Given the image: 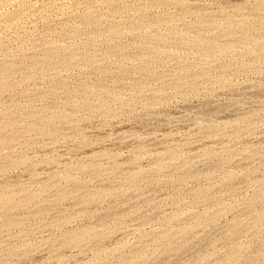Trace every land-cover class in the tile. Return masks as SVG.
Segmentation results:
<instances>
[{"label":"rangeland","instance_id":"obj_1","mask_svg":"<svg viewBox=\"0 0 264 264\" xmlns=\"http://www.w3.org/2000/svg\"><path fill=\"white\" fill-rule=\"evenodd\" d=\"M152 1L118 0L123 7L117 0H0V121L8 124L0 122V140L6 137L7 141L9 136L8 141H14H0V264H197V260L200 264H264V0ZM161 13L163 18H159ZM213 19L216 21L210 26ZM217 21L222 27L217 28ZM95 29L103 34L99 30V34L93 33ZM179 33L184 34L182 40L176 38ZM199 38L204 40L199 42ZM252 38H258L259 44ZM218 39L220 46L225 45L220 49L226 50L216 49ZM150 43L155 58L149 54ZM207 43L213 46L207 48ZM146 45L149 50L141 47ZM141 48L144 52L140 53ZM44 109L46 115H42ZM29 114L35 115V121ZM40 119L45 121L41 122L45 132ZM47 120L53 123L46 125ZM14 130L18 131L16 137ZM6 159L7 164L17 162L8 168ZM128 172L135 173L128 177ZM80 180H88V186ZM95 192L100 195L94 201ZM3 201L7 203L1 204ZM196 216L202 219L196 220ZM84 227L98 235L94 231L87 235L90 237L72 241L70 236ZM181 228L182 233L177 230ZM237 231L242 233L237 235Z\"/></svg>","mask_w":264,"mask_h":264},{"label":"bare ground","instance_id":"obj_2","mask_svg":"<svg viewBox=\"0 0 264 264\" xmlns=\"http://www.w3.org/2000/svg\"><path fill=\"white\" fill-rule=\"evenodd\" d=\"M96 1L98 2V0H96ZM101 1H103V0H100V2H101ZM112 1H114V0H112ZM119 1H121V0H119ZM124 1H125V0H124ZM150 1H152V0H150ZM155 1L157 2V0H155ZM162 1H163V0H162ZM167 1H168V0H167ZM170 1H172V0H169V3H170ZM179 1H180V0H179ZM261 1L263 2V0H261ZM107 2H108V1H107ZM107 2H106V3H107ZM109 2H110V1H109ZM109 2H108V4H109ZM152 2H153V1H152ZM164 2H165V1H164ZM262 2H259V3H257V4L259 5V4H261ZM122 3H123V2H122ZM153 3H154V2H153ZM153 3H152V4H153ZM159 3H160V1H159ZM167 3H168V2H167ZM169 3H168V4H169ZM173 3H174V2H173ZM176 3H177V2H176ZM180 3H181V1H180ZM263 3H264V2H263ZM103 4H105V2H104ZM110 4H111V2H110ZM110 4H109V6H110ZM114 4H115V3H114ZM118 4H120V3H118V0H117V5H118ZM125 4H126V3H125ZM152 4H151V5H152ZM163 4H164V3H163ZM257 4H256V5H257ZM120 5H121V4H120ZM155 5H156V4H155ZM165 5H167V4L165 3ZM175 5H178V4H175ZM111 6H113V4H111ZM115 6H116V5H115ZM115 6H114V7H115ZM121 6L124 7V5H121ZM125 6H126V5H125ZM127 6H128V5H127ZM160 6H161V4H160ZM263 6H264V5H263ZM128 7H129V6H128ZM128 7H127V8H128ZM239 7H240V6H239ZM258 7H260V5H259ZM184 9L186 10L187 8H184ZM188 9H189V8H188ZM259 9H261V8H259ZM113 10H115V9H113ZM116 10L119 11V10H120V7H117ZM121 10H122V9H121ZM121 10H120V11H121ZM124 10H126V9L124 8ZM122 11H123V10H122ZM182 11H183V10H182ZM187 11H188V10H187ZM189 11H190V9H189ZM113 12H114V11H113ZM197 12H198V11H197ZM197 12H196V15H197ZM116 13H117V12H116ZM187 13H188V12H187ZM193 13H194V12H193ZM182 14L184 15V13H182ZM194 14H195V13H194ZM198 14L200 15L201 13H198ZM185 15H186V14H185ZM199 15H198V17H199ZM92 16H93V15H92ZM156 16H157V15H156ZM161 16H162V13H161V15L159 16V18H163V17H161ZM164 16H165V14H164ZM168 16H170V14H169ZM168 16H166V17L169 19ZM171 16H172V15H171ZM180 16H181V15H180ZM201 16H202V15H201ZM233 16H234V15H233ZM84 17H85V19H86V21H87V18H88L89 16H88L87 18H86V16H84ZM93 17H94V16H93ZM95 17H96V16H95ZM95 17H94V18H95ZM172 17H173V16H172ZM174 17H175V16H174ZM89 18H90V17H89ZM91 18H92V17H91ZM94 18H92V19L94 20ZM96 18H97V17H96ZM157 18H158V17H157ZM159 18H158V19H159ZM175 18H176V17H175ZM195 18H196V20H199L197 17H195ZM200 18H201V17H200ZM227 18H228V17H227ZM79 19H80V18H79ZM97 19H98V20H97ZM97 19H95V20L100 21L99 18H97ZM155 19H156V18H155ZM165 19H166V18H165ZM171 19H172V18H171ZM225 19H226V18H225ZM225 19H224V20H225ZM230 19H231V17H230ZM81 20H82V19H81ZM83 20H84V18H83ZM163 20H164V19H163ZM200 20H201V19H200ZM202 20H203V18H202ZM213 20H214V19H213ZM213 20H212L211 23H209L210 26H212V23H213V22L215 23V21H216V20H214V21H213ZM217 20H218V19H217ZM221 20H222V19H221ZM226 20H227V22H226V21H225V22L228 23L229 20H228V19H226ZM253 20H254V19H253ZM84 21H85V20H84ZM90 21H91V20H90ZM90 21H89V22L87 21V23L90 24ZM155 21H156V20H155ZM172 21H174V20L172 19ZM190 21H191V20H190ZM204 21H205V20H204ZM206 21H207V20H206ZM206 21H205V24H206ZM219 21H220V20H219ZM232 21H233V20H232ZM258 21H260V20H258ZM82 22H83V21H82ZM159 22H160V20H159ZM217 22H218V21H217ZM225 22H224V23H225ZM229 22L233 24V22H231V21H229ZM260 22L262 23L263 21H260ZM260 22H259L258 25H259V26H262L263 24H260ZM83 23L85 24V22H83ZM83 23H82V24H83ZM87 23H86V25H87ZM193 23H194V22H193ZM220 23H222V22H220ZM230 23H228V24H230ZM242 23H243V21H242ZM256 23H257V21H256ZM263 23H264V22H263ZM89 24H88V25H89ZM91 24H94V22L92 23V21H91ZM98 24H99V23H98ZM98 24H96V26H95L96 28L99 27V26L97 27ZM147 24H148V23H147ZM194 24H195V23H194ZM202 24H203V23H202ZM205 24H204V26H205ZM218 24H219V22H218L217 24H215V25H217V28L222 27V26H218ZM222 24H223V23H222ZM222 24H221V25H222ZM232 24H231V25H232ZM235 24H236V23H235ZM94 25H95V24H94ZM131 25H132V23L130 24V26H131ZM198 25H199V23H198ZM231 25H229V26L231 27ZM255 25H256V24H255ZM258 25H257V26H258ZM89 26H92V25H89ZM134 26H135V25H134ZM192 26H193V25H192ZM206 26H207V25H206ZM206 26H205L203 29H206ZM213 26H214V24H213ZM223 26H224V25H223ZM225 26L227 27V25H225ZM225 26H224V27H225ZM233 26H234V25H233ZM238 26H239V25H238ZM238 26H237V27H238ZM244 26H245V25H244ZM249 26L251 27V25H249ZM128 27H129V26H128ZM196 27H197V26H196ZM196 27H195V29H196ZM200 27H201V26H198L197 28H200ZM208 27H209V26H208ZM215 27H216V26H215ZM224 27H223V29H224ZM230 27H229V28H230ZM237 27H233V28H236V30L234 29L235 31H237ZM241 27H242V26H241ZM252 27H253V25H252ZM254 27H255V26H254ZM99 28H100V27H99ZM192 28H193V27H192ZM227 28H228V27H227ZM238 28H239V27H238ZM256 28H257V27H256ZM258 28H259V27H258ZM261 28H262V27H261ZM124 29H125V28H124ZM124 29H123V30H124ZM126 29H127V27H126ZM201 29H202V28H201ZM207 29H208V28H207ZM211 29H213V28H211ZM231 29H232V28H231ZM243 29H245V28H243ZM251 29H252V28H251ZM259 29H260V28H259ZM259 29H258V31H259ZM95 30H96V32H93V33H95V34L98 33L97 30H99V29H95ZM127 30H128V29H127ZM220 30H221V29H220ZM220 30H219V31H220ZM224 30H225V29H224ZM227 30H228V29H227ZM247 30H248V29H246V31H247ZM252 30H253V29H252ZM252 30H250V31H252ZM255 30H257V29H255ZM100 31H101V30H99V33H100ZM174 31H175V30H174ZM221 31H222V30H221ZM210 32H211V31H210ZM223 32H226V30L223 31ZM228 32H230V31H228ZM238 32H239V31H238ZM252 32L255 33V31H252ZM99 33H98V34H99ZM232 33H233V30H232ZM239 33H240V32H239ZM253 33H252V34H253ZM256 33H257V31H256ZM256 33H255V34H256ZM260 33H261V32H260ZM262 33H264V32H262ZM100 34H103V33H100ZM176 34H178V33H176ZM180 34H181V33H179L178 37H176V38H180V39H181V36H182V37L184 36V34H182L181 36H180ZM219 34H220V32H219ZM243 34H244V33H243ZM157 35H158V34H157ZM157 35H156V37H157ZM233 35H234V34H232L231 36H233ZM244 35H245V37H246L247 33L244 34ZM249 35H250V33L248 34V36H249ZM259 35H260V34H259ZM148 36H149V35H148ZM158 36H159V35H158ZM164 36H165V35H164ZM176 36H177V35H176ZM179 36H180V37H179ZM228 36H230V35H228ZM143 37H147V36L145 35V36H143ZM153 37H155V36H153ZM173 37H174V36H173ZM204 37H205V36H204ZM204 37H203V38H204ZM221 37H222V36H221ZM221 37H220V38H221ZM225 37H226V36H225ZM233 37H234V36H233ZM233 37H232V38H233ZM239 37H240V36H239ZM251 37H252V36H251ZM251 37H249V38H251ZM253 37L255 38V36H253ZM262 37H263V36H262ZM141 38H142V37H141ZM147 38L149 39V37H147ZM150 38H151V37H150ZM176 38H174V39L176 40ZM185 38H186V36H185ZM187 38H190V36H189V37L187 36ZM192 38H193V37H192ZM200 38H201V37H200ZM200 38L198 39V41L201 40ZM216 38H217V37H216ZM222 38H223V37H222ZM142 39H143V38H142ZM148 39H147V40L144 39V40L148 41ZM154 39L156 40V38H154ZM160 39L163 40L162 37H161ZM211 39H212V37H211ZM214 39H215V38H214ZM235 39H236V37H235ZM242 39H243V38H242ZM259 39H260V38H259ZM162 40H161V41H162ZM181 40H182V39H181ZM181 40H179V41H181ZM183 40H184V39H183ZM193 40H194V39H193ZM203 40H204V39H203ZM203 40H201V41H203ZM206 40H207V39H206ZM218 40H219V39H218ZM218 40H217V41H218ZM252 40H254V39L252 38ZM252 40H251V41H252ZM255 40H256V39H255ZM255 40H254V42H255ZM257 40H258V38H257ZM257 40H256V41H257ZM260 40H261V39H260ZM140 41H141V40H140ZM149 41H150V40H149ZM151 41H152V39H151ZM153 41H154V40H153ZM153 41H152V44H154V42H155V41H154V42H153ZM156 41H157V40H156ZM177 41H178V40H177ZM186 41H187V40H186ZM190 41H192V40H190ZM217 41L214 40V42H217ZM231 41H232V40H231ZM237 41H238V40H237ZM245 41H246V40H245ZM251 41H250L249 43H250L251 45H253L254 42H251ZM258 41H259V40H258ZM258 41H257V43L259 44ZM157 42L159 43L160 40H158ZM163 42H164V41H163ZM163 42H161V44H162ZM183 42H184V41H183ZM187 42H188V41H187ZM187 42H185V43H187ZM199 42H200V41H199ZM199 42H198V44H199ZM205 42H206V41H205ZM205 42H204V43H205ZM208 42L210 43V41H208ZM219 42H221V41L219 40L218 43H219ZM240 42H242V41H240ZM240 42H239V43H240ZM246 42H247V41H246ZM176 43H177V42H176ZM178 43H179V42H178ZM180 43H181V42H180ZM185 43H184V44H185ZM189 43H190V42H189ZM211 43L213 44V41H212ZM218 43H217V46H219V48L216 47V45H215L216 43L214 44V46L216 47V49L221 50L223 47H225V45H223V44H224L223 42H222L221 46H220V43H219V44H218ZM234 43H235V42H234ZM234 43L232 44L233 47H234V45L236 44V43H235V44H234ZM243 43H245V42L243 41ZM243 43H242V44H243ZM249 43H248V44H249ZM252 43H253V44H252ZM156 44H157V43H156ZM164 44H165V43H164ZM181 44H182V43H181ZM187 44H188V43H187ZM190 44H191V43H190ZM192 44H193V43H192ZM195 44H196V43H195ZM198 44H197V45H198ZM207 44H208V43H207ZM212 44H208V45H207V48H208L210 45L213 46ZM225 44H226V43H225ZM245 44H247V43H245ZM255 44H256V42H255ZM142 45H143V44H142ZM144 45H145V43H144ZM154 45H155V44H154ZM154 45H151V43H150V46H148V48L151 47V46L153 47ZM178 45H179V44H178ZM197 45H196V46H197ZM199 45H200V44H199ZM204 45H205V44H204ZM222 45H223V47H222ZM227 45H228V44H227ZM229 45H231V44H229ZM232 45H231V46H232ZM261 45H262V43H261ZM116 46H117V45H116ZM135 46H136V45H135ZM164 46H165V45H164ZM180 46H181V45H180ZM182 46H183V45H182ZM186 46H187V45H186ZM191 46H192V45H191ZM193 46H194V45H193ZM236 46H237V45H236ZM258 46H259V45H258ZM130 47H132V45H130ZM138 47L140 48V46H138ZM141 47H142L143 49H145V47H147V45L144 46V47H143V46H141ZM157 47H158V46H157ZM157 47H156V48H157ZM160 47H161V49H162L163 45H162V46L160 45ZM220 47H222V48L220 49ZM227 47H228V46H227ZM260 47H261V49H263V48H264V44H263V48H262V46H260ZM260 47H259V48H260ZM115 48H116V47H115ZM142 48L140 49V53H141ZM156 48H155V50H156ZM158 48H159V47H158ZM158 48H157V49H158ZM184 48H185V46H184ZM188 48H189V46H188ZM209 48H210V47H209ZM211 48H212V47H211ZM52 49H54V48H52ZM149 49H150V48H149ZM149 49H145V50H149ZM151 49H152V48H151ZM151 49H150L149 54L151 53ZM161 49H160V50H161ZM178 49H179V48H178ZM194 49H195V48H194ZM214 49H215V48H213V52L215 51ZM224 49H225V48H224ZM224 49H222V51H223ZM229 49L232 50V48H229ZM229 49H227V50H229ZM234 49H235V48H234ZM196 50H197V49H196ZM211 50H212V49H211ZM225 50H226V49H225ZM230 50H229V51H230ZM47 51H49V50H47ZM51 51H52V50L50 49V52H51ZM142 51H143V50H142ZM157 51H158V50H157ZM163 51H164V52H168V51H165V50H164V47H163ZM222 51H221V52H222ZM50 52H49V53H50ZM143 52H144V51H143ZM143 52H142V53H143ZM164 52H163V53H164ZM189 52H190V51H189ZM198 52H200V51H198ZM201 52H202V50H201ZM201 52H200V53H201ZM211 52H212V51H211ZM211 52H208V53H211ZM218 52H219V51H218ZM145 53H146V51H145ZM145 53H144V54H145ZM152 53H153V52H152ZM152 53H151V54H152ZM159 53H160V51H159ZM168 53H170V52H168ZM173 53H174V52H173ZM200 53H199V54H200ZM215 53H216V52H215ZM215 53H214V55H216ZM230 53H231V51L229 52V54H230ZM56 54H58V53H56ZM56 54H51V55H52V56L55 55V56H57V57L59 58V55H56ZM61 54H63V52H62ZM61 54H60V55H61ZM70 54H71V53H69V54L67 53L68 56H69ZM146 54H148V53H146ZM156 54H158V53H156ZM171 54H172V51H171ZM203 54H204V53H202L201 55H203ZM205 54H206V53H205ZM223 54H224V53H223ZM51 55H49V56H51ZM72 55H74V54H71V56H72ZM154 55H155V53H154ZM154 55L152 54V56H154ZM160 55H161V54H160ZM208 55H209V54H208ZM208 55H207V56H208ZM218 55H219V54H218ZM49 56H48V57H49ZM63 56H64V55H63ZM65 56H66V55H65ZM88 56H89V54L87 55V57H88ZM92 56H93V54H92ZM203 56H204V55H203ZM203 56H201V57H203ZM205 56H206V55H205ZM205 56H204V57H205ZM219 56H221V55H219ZM222 56H223V55H222ZM57 57H56V58H57ZM61 57H62V56H61ZM83 57H84V56H83ZM93 57H94V56H93ZM93 57H92V59H93ZM258 57H259V56H258ZM44 58H45V57H44ZM44 58H43V59H44ZM46 58H47V56H46ZM65 58H66V57H65ZM69 58H70V57H69ZM152 58H155V56L152 57ZM263 58H264V57L261 56V59H263ZM49 59H50V61H52L51 59H53V57H52V58L49 57ZM62 59H63V57H62ZM73 59H75V58L73 57ZM82 59H83V58H82ZM85 59H86V58H85ZM92 59H91V60H92ZM45 60H46V59H45ZM47 60H48V59H47ZM58 60H59V59H58ZM67 60H68V59H67ZM71 60H72V59H71ZM12 61H13V60H12ZM50 61H48V62L46 61V62L49 63ZM74 61H75V60H74ZM83 61H84V60H83ZM85 61H86V60H85ZM87 61H90V60H89V57H88V60H87ZM87 61H86V62H87ZM58 62H59V61H58ZM68 62H69V61H68ZM71 62H72V61H71ZM263 62H264V61H263ZM5 63H6V62H5ZM5 63H4V64H5ZM9 63H10V62H8V65H9ZM52 63H53V62H52ZM54 63H56V60H54ZM60 63H61V61H60ZM158 63H159V62H158ZM241 63H242V62H241ZM241 63H240V64H241ZM10 64H11V63H10ZM13 64H14V63H13ZM16 64H17V63H16ZM30 64H31V63H30ZM43 64H44V63H43ZM70 64H71V63H70ZM242 64H244V62H243ZM242 64H241V65H242ZM41 65H42V64H41ZM45 65H46V63H45ZM45 65H42V66L44 67ZM227 65H228V64H227ZM229 65H230V64H229ZM241 65H240V66H241ZM244 65H245V64H244ZM246 65H247V64H246ZM246 65H245L244 67H246ZM11 66H12V64H11ZM11 66H10V67H11ZM42 66H41V68H42ZM47 66H48V64H47ZM238 66H239V64H238ZM240 66H239V67H240ZM251 66H252V65H251ZM257 66H258V65H257ZM0 67H1V66H0ZM8 67H9V66H8ZM110 67H111V66H110ZM179 67H180V66H179ZM219 67H223V66L221 65V66H219ZM219 67H218V68H219ZM224 67H225V66H224ZM224 67H223V68H224ZM226 67H227V66H226ZM239 67H237V69H238ZM244 67H243V68H244ZM5 68H6V67H5ZM14 68H15V67H14ZM45 68H46V67H45ZM144 68H145V67H144ZM146 68H148V67L146 66ZM153 68H154V67H153ZM246 68H249V66L246 67ZM1 69H4V67H2ZM7 69H8V68H7ZM12 69H13V68H12ZM16 69H17V68H16ZM16 69H15V70H16ZM47 69H49V68H47ZM113 69H114V68H113ZM142 69H143V68H140V71H142ZM149 69H150V68H149ZM155 69H156V68H155ZM229 69H230V68H229ZM231 69H233V68H231ZM234 69H235V68H234ZM237 69H235V70H236V71H240V70H242V69H240V70H237ZM249 69H250V68H249ZM249 69H248V70H249ZM15 70H13V71H15ZM108 70H109V68L107 69V71H108ZM110 70H112V69L110 68ZM125 70H126V69H125ZM127 70H128V69H127ZM130 70H131V69H130ZM143 70H144V69H143ZM145 70H146V69H145ZM150 70H154V69H150ZM156 70H157V69H156ZM225 70H226V69H225ZM235 70H234V71H235ZM243 70H244V69H243ZM2 71H3V70H1L0 73H1ZM16 71H17V70H16ZM222 71H223V70H222ZM9 72H10V71L8 70L7 73H9ZM40 72H41V71H40ZM105 72H106V70H105ZM105 72H104V73H105ZM109 72H110V71H109ZM127 72H129V71H127ZM127 72H126V73H127ZM143 72H144V71H143ZM143 72H142V75H144ZM147 72H148V71H147ZM158 72H159V71H158ZM158 72H157V73H158ZM4 73H5V71H4ZM4 73H3V74H4ZM14 73H15V72H14ZM144 73H145V72H144ZM152 73H153V72H152ZM154 73H155V71H154ZM11 74H13V73H11ZM105 74L107 75L108 73H105ZM110 74H111V73H110ZM112 74H114V73H112ZM146 74H147V73H146ZM150 74H151V72H150ZM6 75H7V74H6ZM6 75H5V76H6ZM153 75H154V74H153ZM158 75H159V74H158ZM9 76H10V73H9ZM110 76H113V75H110ZM144 76H145V75H144ZM182 76H183V75H182ZM6 77H7V76H6ZM51 77H52V75H51ZM51 77H50V78H51ZM103 77H104V76H103ZM159 77H160V76H159ZM183 77H184V76H183ZM52 78H53V77H52ZM145 78H146V77H145ZM151 79L153 80V77H152ZM156 79H157V78H156ZM159 79H161V78H159ZM144 80H145V79H144ZM144 80H143V81H144ZM146 80H147V79H146ZM148 80H150V79H148ZM154 80H155V79H154ZM178 81H179V80H178ZM180 81H182L181 78H180ZM134 83H135V82H134ZM142 83H143V82H142ZM177 83H178V82H177ZM145 84H146V82H145ZM179 84H181V83L179 82ZM143 85H144V84H143ZM138 86H139V85H138ZM130 87H131V86H130ZM129 89H130V88H129ZM134 89H135V87H134ZM137 89H139V88H137ZM140 89H142V87H141ZM56 90H57V89H56ZM91 90H92V89H91ZM93 91H94V90H93ZM93 91H92V92H93ZM45 92H46V91H45ZM45 92H43V95H44ZM49 92H50V91H49ZM55 92H56V91L51 92V93L53 94V93H55ZM87 92H88V91H87ZM47 93H48V92H46V94H47ZM71 93H72V92H71ZM103 93H104V92H103ZM52 94H51V97H52ZM55 94H56V93H55ZM55 94H53V95H55ZM88 94H89V93H88ZM74 95H75V94H74ZM78 95H79V94H76L77 97H78ZM98 95H99V94H98ZM100 95L105 96L104 94H100ZM100 95H99V96H100ZM106 95H107V94H106ZM159 95H160V94H159ZM48 96L50 97V95H48ZM56 96H57V95H56ZM56 96H55V97H56ZM68 96H69V95H68ZM108 96H109V94H108ZM46 97H47V96H46ZM53 97H54V96H53ZM70 97H71V98H70ZM70 97H69V98L72 99L73 96L71 95ZM100 97H102V96H100ZM110 97H111V96H110ZM156 97H157V98H158V97L161 98V96H156ZM67 98H68V97H67ZM157 98H156V99H157ZM74 99H75V97H73V103H74ZM79 99H80V98H79ZM105 99H106V98H105ZM154 99H155V98H154ZM67 100H68V102H69V99H67ZM99 100H101V99H99ZM99 100H98V101H99ZM102 100L104 101V97H103ZM75 101H77V98L75 99ZM81 101H82V100H81ZM81 101H79V102H81ZM83 101H84V99H83ZM159 101H160V100H159ZM70 102H71V101H70ZM87 102H89V101H87ZM96 102H97V101H96ZM104 102H105V101H104ZM107 102H108V101H107ZM63 103H65V102H63ZM66 103H67V102H66ZM76 103H77V105H78V101H77ZM101 103H102V102L99 101V105H100ZM108 103H109V102H108ZM113 103H114V102H113ZM152 103H154V102H152ZM79 104H80V103H79ZM82 104H83V103H82ZM84 104H85V102H84ZM84 104H83V106H84ZM93 104H94V102H93ZM105 104H106V103H104V106L107 107V104H106V105H105ZM86 105H87V104H85V106H86ZM94 105H96V103H95ZM99 105H96V107L99 106ZM72 106H73V105H72ZM79 106L81 107V105H79ZM89 106H91V105L89 104ZM92 106H93V105H92ZM102 106H103V105H102ZM104 106H103V107H104ZM109 106H110V105H109ZM87 107H88V105H87ZM87 107H85V108H87ZM106 107H105L104 109H106ZM71 108H72V107H71ZM81 108H82V107H81ZM88 108H89V107H88ZM94 108H95V106H94ZM94 108H93V109H94ZM110 108H111V106H110ZM38 109H39V108H38ZM95 109H97V108H95ZM108 109H109V108H108ZM44 110H45V111H44ZM44 110H43L44 112L42 111V115H46L45 112H46L47 110H46V109H44ZM82 110H84V109H82ZM33 111H37V110H33ZM58 111H59V110H58ZM63 111H65V110H63ZM72 111H73V110H72ZM74 111H76V110H74ZM80 111H81V110H79L78 112H80ZM95 111H97V110H95ZM95 111H93V113H94ZM19 112H20V110H19ZM27 112H28V111H27ZM40 112H41V111H40ZM55 112H56V111H55ZM65 112H66V111H65ZM98 112H99V110H98ZM103 112H104V111H103ZM23 113L26 115V112H23ZM23 113L20 114L21 117H22ZM32 113H33V112H32ZM43 113H44V114H43ZM46 113H47V112H46ZM48 113H49V112H48ZM50 113H51V112H50ZM58 113H60V111H59ZM61 113H62V112H61ZM66 113H69V115H70L71 112L67 111ZM73 113L75 114V112H73ZM73 113H72V114H73ZM34 114H36V113H34ZM52 114H54V111H53ZM52 114H50V115H52ZM56 114H57V113H56ZM56 114H55V115H56ZM63 114H64V113H63ZM72 114H71V115H72ZM47 115H48V114H47ZM58 115H59V114H58ZM67 115H68V114H67ZM71 115H70V116H71ZM30 116H31V117L34 119V121H35V118H34L35 115L32 116V114H31V115L29 114V117H30ZM48 116H49V115H48ZM48 116H47V117H48ZM56 116H57V115H56ZM76 116H77V115H76ZM24 117H25V116H24ZM26 117H27V116H26ZM36 117H40V116H36ZM44 117H45V116H43V119H45ZM51 117H52V120H53V117H54V116L52 115ZM58 117H60V115H59ZM68 117H69V116H68ZM72 117H73V116H72ZM19 118H20V117H19ZM56 118H57V117H56ZM56 118H55V120H56ZM61 118H63V117H61ZM22 119H23V117H22ZM43 119H42V120H43ZM46 119H47V118H46ZM46 119H45V120H46ZM48 119H49V118H48ZM12 120H13V119H12ZM42 120H41V119H40L39 121L36 120V122H37V121L40 122L41 128L43 129L44 127H42V124H44V123L41 124V122H45V121H44V120L42 121ZM68 120H69V119H68ZM4 121H6V119H5ZM9 121H10V119H9ZM9 121H7V122L9 123ZM16 121H17V120H16ZM18 121H19V120H18ZM59 121H60V120H59ZM73 121H74V120H73ZM0 122H1V125H5V124H6V125L8 126L7 123L4 122V123L2 124L3 121H0ZM13 122H15V120H14ZM48 122L50 123L51 121L47 120L46 125L48 124ZM57 122H58V121H57ZM16 123H17V122H16ZM34 123H35V122H34ZM34 123H33V124H34ZM51 123H53V122H51ZM10 124H11V123H10ZM33 124H32L31 126H34ZM54 124H55V123H54ZM6 125H5V126H6ZM35 125H39V123H38V124L36 123ZM48 125H49V124H48ZM50 125H51V124H50ZM11 126H12V124H11ZM11 126H10V127H11ZM43 126H44V125H43ZM16 127H18V126H15V129L17 130ZM34 127H35V126H34ZM34 127H33V128H34ZM39 127H40V126H39ZM6 128H7V127H6ZM41 128H40V129H41ZM51 128H52V127H51ZM0 129H1V126H0ZM2 129H3V128H2ZM4 129H5V128H4ZM8 129H9V127H8ZM8 129H7V130H8ZM26 129H28V128H26ZM29 129H31V128H29ZM29 129H28V130H29ZM40 129H39V130H40ZM9 130H12V129L10 128ZM16 130H14V132H15ZM36 130H37V129H36ZM36 130H35V131H36ZM24 131H25V130H24ZM24 131H23V132H24ZM30 131H32V130H30ZM54 131H55V130H54ZM3 132H5V130H4ZM17 132H18V131H17ZM17 132H15L14 135H15ZM43 132H45L44 129H43ZM10 134H12V132H10ZM51 134H52V133H51ZM1 135H2V137H3V133L0 134V136H1ZM41 135H42V132H41ZM52 135H53V134H52ZM16 136H17V135H15V137H16ZM8 137H9V136H8ZM8 137H7V139L9 140ZM5 138H6V137H5ZM5 138H4V140H5ZM11 138H12V137H11ZM1 139H2V138H1ZM19 139H20V138H19ZM4 140H0V141H1V144H4V142L6 141V140H5V141H4ZM8 140H7V141H8ZM10 140H11V139H10ZM16 140H17V139H16ZM2 141H3V142H2ZM7 141H6V142H7ZM8 142H10V141H8ZM8 142H7V144H8ZM11 142H14V141H11ZM11 142H10V143H11ZM5 145H6V144H5ZM0 146H1V145H0ZM2 146H4V145H2ZM8 146H9V145H8ZM173 153H174V151H173ZM173 153H171V155H172ZM173 155H174V154H173ZM173 155H172V157H174ZM175 155H176V154H175ZM251 155H252V154H251ZM253 155H254V153H253ZM20 157H21V156H20ZM92 157L94 158V156H92ZM172 157H170V158H172ZM212 157H213V156H212ZM227 157H228V156H227ZM230 157H231V156H230ZM11 158H12V157H11ZM11 158H10V159H11ZM15 158H16V157H15ZM21 158H23V157H21ZM25 158H26V157H25ZM96 158H98V157L96 156ZM96 158H94L95 161H97ZM176 158H177V157H176ZM12 159H14V158H12ZM16 159H17V158H16ZM94 159H91V160H94ZM14 160H15V159H14ZM14 160H13V162H17V161H14ZM18 160L20 161V158H19ZM26 160H27V159H26ZM173 160H174V158H173ZM173 160H172V161H173ZM175 160H176V159H175ZM223 160H225V159H223ZM229 160H230V159H229ZM7 161H8V160L6 159V164H5L4 166H7V167L9 168V167L11 166L10 164H12L13 162H12V163L10 162V164L8 163V164L10 165V166H8ZM10 161H11V160H10ZM19 161H18V162H19ZM98 161H99V160H98ZM8 162H9V161H8ZM23 162H24V163H27V161H24V160H23ZM23 162H22V164H24ZM224 162H225V161H224ZM227 162H228V160H227ZM230 162H231V161H230ZM230 162H229V163H230ZM19 163L21 164V162H19ZM19 163H17V164H19ZM82 163H83V162H82ZM82 163H80V164H82ZM172 163H173V162H172ZM15 164H16V163H15ZM15 164L12 165V166H15ZM80 164H79V165H80ZM87 164H88V163H87ZM89 164H90V163H89ZM98 164H100V163L97 162V165H98ZM174 164H175V163H174ZM1 165H2V164H1ZM83 165H84V164H83ZM166 165H169V164H166ZM170 165H172V164H170ZM170 165L167 166V167H170ZM184 165H185V164H184ZM4 166H3V167H4ZM77 166H78V165H76V167H77ZM88 166H89V165H88ZM91 166H92L93 168H92V167H90V168H92V169H96V168H94V165H92V163H91ZM114 166H115V165H114ZM114 166H113V167H114ZM158 166L160 167V165H158ZM158 166H156V167H158ZM78 167H79V166H78ZM80 167H83V166L80 165ZM156 167H155V168H156ZM159 167H158V168H159ZM162 167H165V166H163V164H162ZM183 167H184V166H183ZM1 168H2V166H1ZM5 168H6V167H4V169H5ZM74 168H75V166H74ZM74 168H73V169H74ZM85 168H86V169L88 168V170H90L89 167H85ZM99 168H100V167H99ZM99 168H97V171L99 170ZM102 168L104 169V167H102ZM111 168H112V167H111ZM115 168H116V167H115ZM158 168H157V169H158ZM4 169L2 168V170H4ZM71 169H72V168H71ZM79 169H80V168H79ZM79 169H77V170H79ZM86 169H85V170H86ZM105 169H106V168H105ZM105 169H104V170H105ZM134 169H136V168H134ZM167 169H168V168H167ZM5 170H7V169H5ZM69 170H70V169H69ZM83 170H84V168L81 169V171H83ZM108 170H109V169H108ZM139 170H141V169H139ZM139 170H137V171L140 173ZM142 170H143V169H142ZM70 171H71V170H70ZM74 171H75V169H74ZM79 171H80V170H79ZM99 171H100V170H99ZM101 171H102V169H101ZM101 171H100V172H101ZM109 171H111V170H109ZM113 171H115L114 168H113ZM137 171H135V172H137ZM147 171H148V170H147ZM153 171H155V169H153ZM162 171H163V170H162ZM166 171H167V170H166ZM166 171H165V172H166ZM88 172H89V171H88ZM94 172H95V171H94ZM135 172H133V174H134ZM145 172H146V170H145L143 173H145ZM156 172H157V171H156ZM165 172H164V174H165ZM86 173H87V172H86ZM128 173H129V172H128ZM143 173H141V175H142ZM148 173H149V171H148ZM148 173H147V174H148ZM153 173H154V172H153ZM70 174H71V173H70ZM131 174H132V173H129L130 176H128V177H131ZM133 174H132V175H133ZM137 174H138V173H137ZM145 174H146V173H145ZM145 174H144V175H145ZM159 174H160V171H159V173H158L157 175H159ZM150 175H151V173H150ZM153 175H154V174H153ZM161 175H163V174L161 173ZM124 176H125V175H124ZM124 176H122V177H124ZM126 176H127V174H126ZM126 176H125V178H128V177H126ZM136 176H137V175H136ZM142 176H143V175H142ZM118 177H120V176H117V177H115V178L119 179ZM138 177H140V176H138ZM115 178H113L112 180H114ZM120 178H121V177H120ZM161 178H162V177H161ZM129 179H130V178H129ZM77 180H79V179H77ZM77 180H76V182H77ZM81 180H82V178H81ZM81 180H80L79 182H81ZM87 181H88V180H87ZM87 181H85V182L87 183V186H88V182H87ZM114 181H115V180H114ZM116 181H117V180H116ZM116 181H115V182H116ZM121 181H122V178H121ZM123 181H124V180H123ZM82 182L84 183V180H83ZM82 182H81V184L83 185ZM124 182H126V181H124ZM72 183H73V181H72ZM74 183H75V180H74ZM74 183H73V185H74ZM86 183H84V184H86ZM117 183H118V182H117ZM126 183H128V182H126ZM52 184H53V183H52ZM120 184H121V183H120ZM44 185H45V184H44ZM49 185H51L50 182H49ZM56 185H57V184H56ZM110 185H111V184H110ZM112 185H115V183L112 184ZM125 185H126V184H125ZM10 186H11V185H10ZM10 186H9V187H10ZM15 186H16V185H15ZM47 186H48V183H47ZM47 186H45V187H47ZM78 186H81V185H78ZM117 186H119V185H117ZM121 186H122V185H121ZM121 186H120V187H121ZM9 187H8V189H10ZM42 187H43V185H42ZM54 187H55V186H54ZM75 187L77 188V186H74V188H75ZM6 188H7V186H6ZM47 188H48V187H47ZM58 188H59V190H60V187H58ZM76 188H75V189H76ZM83 188H84V187H83ZM85 188H88V187H86V185H85ZM206 188H207V187H206ZM52 189H53V188H52ZM75 189H74V190H75ZM81 189H82V188H81ZM98 189H100V188H98ZM102 189H103V188H102ZM5 190H6V189H5ZM49 190H50V188H49ZM59 190L57 189V191H55V192H58ZM87 190H88V189H87ZM105 190H106V189H105ZM205 190H206V189H205ZM209 190H210V189H209ZM209 190H208V192H209ZM6 191H7V190H6ZM12 191L15 192L14 189H13ZM44 191H45V190H44ZM44 191H41V192H44ZM61 191H63V190H61ZM61 191H60V193H62ZM94 191H96V190H94ZM99 191H100V190H99ZM108 191H110V190L108 189ZM9 192L11 193V191H9ZM46 192H47V191H46ZM46 192H45V193H46ZM65 192H68V191H65ZM65 192H64V194H65ZM72 192H73V191H72ZM75 192H76V191H75ZM104 192H105V191H104ZM196 192H197V191H196ZM198 192L200 193V191H198ZM204 192L207 193L206 191H204ZM19 193H20V192H19ZM37 193H38V192H37ZM69 193H71V192H69ZM86 193H87V192H86ZM259 193H260V192H259ZM8 194H9V193H8ZM8 194H7V196H8ZM12 194H14V193H12ZM26 194H28V193H26ZM30 194H31V193H30ZM33 194H34V193H33ZM33 194H32V195H33ZM40 194H41V193H40ZM55 194H56V193H55ZM58 194H59V192H58ZM67 194H68V193H67ZM88 194H91V193L88 191ZM107 194H110V193H107ZM107 194H106V196H107ZM256 194H257V193H256ZM256 194H254L253 196H255ZM28 195H29V194H28ZM32 195H31V196H32ZM61 195L64 196L63 193H62ZM99 195H100V192H95V193H93V194H92V199L95 201V198H97ZM202 195H203V194H202ZM205 195H206V194H205ZM205 195H204V196H205ZM260 195H261V193H260ZM262 195H263V194H262ZM7 196H6L5 198H7ZM11 196L13 197V195H11ZM14 196H16V195H14ZM44 196H45V194H44ZM67 196H69V195H66V196H64V197H67ZM85 196H87V195H85ZM198 196H199V195H198ZM198 196H197V197H198ZM200 196H201V195H200ZM60 197H61V196H60ZM64 197H63V199H64ZM88 197H89V196H88ZM88 197H87V198H88ZM90 197H91V196H90ZM90 197H89V198H90ZM193 197H195V196H193ZM201 197H202V196H201ZM201 197H200V198H201ZM256 197H257V195H256ZM23 198H24V197H23ZM28 198H29V197H28ZM31 198H32V197H31ZM31 198H30V199H31ZM76 198H77V197H76ZM83 198H84V197H83ZM85 198H86V197H85ZM89 198H88V200H89ZM103 198H104V197H102V199H103ZM195 198H196V197H195ZM203 198H204V197H203ZM206 198H208V197L206 196ZM254 198H255V197H254ZM261 198H262V196H261ZM261 198H260V199H261ZM3 199H4V197H3ZM3 199H2V200H3ZM9 199L12 201L11 197H10ZM13 199H15V198L13 197ZM16 199H17V197H16ZM36 199H37V198H36ZM39 199H40V198H39ZM39 199H38L37 201H39ZM42 199H43V198H42ZM50 199H51V198H50ZM60 199H61V198H60ZM60 199L55 200V198H54V201H55V202H58V200H60ZM197 199H198V198H197ZM208 199H209V198H208ZM18 200H19V199H18ZM24 200H25V199H24ZM26 200H27V199H26ZM77 200H78V198H77ZM82 200H83V199H82ZM88 200H87L86 202H88ZM93 200H92V201H93ZM97 200L99 201L100 199L98 198ZM252 200H253V199H251V201H252ZM6 201L8 202L7 199H6ZM6 201L1 202V204H2V203H5ZM31 201H32V200H31ZM46 201H50V200H45L44 202L47 203ZM54 201H53V202H54ZM60 201H61V200H60ZM79 201H81V200H79ZM203 201H204V200H203ZM246 201H247V200H246ZM248 201H250V200L248 199ZM248 201H247V202H248ZM258 201H259V199H258ZM258 201H255V199L253 200V202H258ZM7 202H6V203H7ZM14 202L16 203V201H14ZM22 202H24V201H22ZM26 202H29V203H30L29 200H27ZM26 202H25V203H26ZM33 202L35 203L36 200H34ZM89 202H90V200H89ZM96 202H97V201H96ZM6 203H5V204H6ZM39 203H40V202H39ZM78 203H79V202H78ZM82 203H85V202H82ZM82 203H81V204H82ZM99 203H100V202H99ZM244 203H246V202L244 201ZM5 204H4V205H5ZM20 204H22V203L20 202ZM26 204H27V203H26ZM51 204H53V203H51ZM79 204H80V203H79ZM94 204H95V203H94ZM32 205H34V204H32ZM46 205H47V204H45V206H46ZM88 205H89V204H88ZM88 205H87V207H88ZM90 205H91V204H90ZM247 205H248V204H246V207H247ZM249 205H251V203H250ZM255 205H256V203H255ZM255 205H254V206H255ZM0 206H1V205H0ZM5 206H6V205H5ZM52 206H53V205H52ZM81 206H82V205H81ZM222 206H223V205H222ZM252 206H253V205H252ZM252 206H250V207H252ZM254 206H253V207H254ZM34 207H35V206H34ZM34 207H33V209H35ZM87 207H86V208H87ZM227 207H228V206H227ZM6 208H7V207H6ZM6 208H5V209H6ZM40 208H41V207H40ZM47 208H48V207H47ZM5 209H4V210H5ZM37 209H38V208H37ZM221 209H222V207H221ZM251 209H252V208H251ZM44 210H45V209H44ZM224 210H225V208H224ZM224 210H222L221 212H223ZM249 210H250V208H249ZM252 210H253V209H252ZM256 210H258V209H256ZM256 210H255V212H256ZM263 210H264V208H263ZM263 210L261 211L262 213H263ZM37 211H38V210H37ZM37 211H36V212H37ZM217 211H219V209H218ZM247 211H248V209H247ZM0 212H1V211H0ZM109 212H110V211H109ZM253 212H254V211H253ZM255 212H254V213H255ZM218 213H220V211H219ZM250 213H251V212H250ZM259 213H260V212H259ZM262 213H261V214H262ZM180 214H182V213H180ZM180 214H177V215H180ZM203 214H204V213H203ZM203 214H202V215H203ZM205 214L207 215V213H205ZM205 214H204V215H205ZM214 214H215V213H214ZM216 214H217V213H216ZM221 214H223V213H221ZM221 214H220V215H221ZM0 215H1V213H0ZM5 215H6V214H5ZM5 215H4V216H5ZM109 215H110V214H109ZM174 215H175V214H174ZM174 215H172V219H173V216H174ZM177 215H175V216L177 217ZM182 215H183V214H182ZM196 215H197V214H196ZM206 215H205V216H206ZM220 215H219V216H220ZM250 215H251V214H250ZM252 215H253V214H252ZM101 216H103V215H101ZM180 216H181V215H180ZM213 216H214V215H212V218H215V217H213ZM216 216H217V215H216ZM222 216H223V215H222ZM99 217H100V216H99ZM178 217H179V216H178ZM178 217H177V218H178ZM194 217H195V216H194ZM199 217H201V216H199ZM199 217L196 216L195 219L197 220V219H199ZM237 217H239V216H237ZM237 217L235 218V220H236V219L238 220V219H239L240 217H242V216H240L239 218H237ZM244 217H246V216H244ZM248 217H249V216H247V218H248ZM203 218H204V217H203ZM218 218H219V217H218ZM220 218H221V217H220ZM249 218H250V217H249ZM262 218H264V217H262ZM115 219H116V218H115ZM201 219H202V217H201ZM16 220H17V219H16ZM4 221H5V220H4ZM7 221H8V219H7ZM9 221H10V220H9ZM14 221H15V219H14ZM173 221H174V220H173ZM212 221H214V220L212 219ZM245 221H248V220L245 219ZM260 221H261V220H260ZM15 222H16V221H15ZM214 222H215V221H214ZM235 222H236V221H235ZM263 222H264V221H263ZM3 223H5V222H3ZM9 223H10V222H9ZM12 223H13V221H12ZM18 223H19V222H18ZM233 223H234V222H233ZM256 223H257V222H256ZM235 224H236V223H235ZM243 224H244V223H241L242 226H243ZM261 224H263V223H261ZM261 224H260V225H261ZM7 225H8V224H7ZM16 225H17V224H16ZM248 225H249V224H248ZM263 225H264V224H263ZM237 226H238V225H237ZM239 226H240V224H239ZM255 226H257V224H256ZM258 226H259V225H258ZM1 227H2V226H1ZM5 227H6V226H5ZM176 227H177V226H176ZM187 227H188V226H187ZM187 227H186V228H187ZM84 228H85V227H84ZM86 228H87V227H86ZM86 228H85L84 230L81 229L82 231H80V232H75L74 234H72V235L70 236V237H71V240H72V241H76V242H77V241H81V240L85 239V237H86L87 235H90V232H93V233H94V231H95V230L93 231V229L90 231L89 229H90L91 227H89L88 229H86ZM92 228H94V227H92ZM186 228H185V230H186ZM259 228H260V227H259ZM259 228H258V229H259ZM261 228H262V227H261ZM242 229H243V227H242ZM245 229H246V231L248 230L246 227H245ZM262 229H263V228H262ZM262 229H261V230H262ZM175 230H176V229H175ZM177 230L181 232V230H183V228H181L180 230H179V229H177ZM227 230L229 231V229H227ZM232 230H233V229H232ZM239 230H241V229H239ZM259 230H260V229H259ZM259 230H258V231H259ZM167 231H168V230H167ZM167 231H165V232H167ZM173 231H174V230H173ZM230 231H231V230H230ZM230 231H229V233H231ZM246 231H245V232H246ZM163 232H164V231H163ZM243 232H244V230H243ZM245 232H244V233H245ZM96 233H98V232L95 231V234H96ZM156 233H157V232H156ZM169 233H170V232H169ZM169 233H168V236H169ZM181 233H182V232H181ZM237 233H238V231H237ZM240 233H242V232H239L237 235H239ZM256 233H258V232H256ZM260 233H262V232H260ZM91 234H92V233H91ZM95 234H94V235H95ZM153 234H155V233H153ZM227 234H228V233H227ZM233 234H234V233H233ZM96 235H98V234H96ZM150 235H152V233H151ZM162 235H163V234H162ZM162 235H161V236H162ZM172 235H173V234H172ZM234 235H235V234H234ZM257 235H258V234H257ZM92 236H93V235H92ZM152 236H153V235H152ZM152 236H151V237H152ZM155 236H156V235H155ZM168 236H167V237H168ZM68 237H69V236H68ZM70 237H69V238H70ZM87 237H90V236H87ZM158 237H159V236H158ZM175 237H177V234H176ZM175 237L173 236L174 239H176ZM92 238H93V237H92ZM94 238H96V237H94ZM156 238H157V237H156ZM162 238H163V237H162ZM169 238L171 239V235L169 236ZM179 238H180V237H179ZM230 238H231V237H230ZM235 238H236V237H235ZM62 239H63V238H62ZM159 239H160V238H159ZM212 239H213V238H212ZM71 240H69V242H70ZM86 240H87V239H86ZM86 240H85V241H86ZM92 240H93V239H92ZM153 240H154V239H152V241H153ZM162 240H164V238H163ZM168 240H169V239H168ZM207 240H208V239H207ZM85 241H84V243H85ZM87 241H88V240H87ZM87 241H86V242H87ZM90 241H91V240H90ZM143 241H144V240H143ZM143 241H142V243H143ZM150 241H151V240H150ZM155 241H156V240H155ZM159 241H160V240H159ZM172 241H173V239H172ZM62 242H63V241H62ZM67 242H68V241H67ZM174 242H175V241H174ZM206 242H207V241H206ZM211 242H214V239H213V241H211ZM72 243H73V242H72ZM142 243H141V244H142ZM156 243H157V241H156ZM160 243H161V242H160ZM64 244H65V243H64ZM76 244H77V243H76ZM76 244H75V245H76ZM153 244H154V243H153ZM153 244H151V245H153ZM205 244H206V243H205ZM211 244H212V243H211ZM261 244H262V243H261ZM67 245H68V244H67ZM71 245H72V244H71ZM80 245H81V242H80ZM82 245H83V244H82ZM149 245H150V244H149ZM154 245H155V244H154ZM173 245H174V244H173ZM24 246H25V245H24ZM76 246H77V245H76ZM139 246H140V245H139ZM208 246L211 247V246H210V243H209ZM235 246H236V245H235ZM237 246H238V245H237ZM262 246H263V244H262ZM22 247H23V245H22ZM118 247H120V246H118ZM121 247H122V246H121ZM137 247H138V246H137ZM137 247H136V248H137ZM147 247H148V246H147ZM147 247H146V248H147ZM17 248L19 249V247H17ZM20 248H21V246H20ZM149 248H150V247H149ZM164 248H165V247H164ZM193 248H194V247H193ZM234 248H235V247H234ZM239 248H240V247H239ZM242 248H243V247H242ZM15 249H16V248H15ZM23 249H24V248H22L21 251H23ZM119 249L121 250V248H119ZM119 249H116V250L118 251ZM150 249H151V248H150ZM162 249H163V248H162ZM162 249H161V250H162ZM174 249H175V248H173V250H174ZM230 249H231V248H230ZM240 249H241V248H240ZM244 249H245V248H244ZM11 250H12V249H11ZM13 250H14V249H13ZM13 250H12L11 252H13ZM19 250H20V249H19ZM19 250H18V252H19ZM25 250H27V249H25ZM132 250H133V249H132ZM136 250H137V249H136ZM139 250H140V249H139ZM142 250H145V249H141V251H142ZM148 250H149V249H148ZM166 250H169V249H166ZM176 250H177V249H176ZM178 250H179V246H178ZM193 250H194V249H193ZM193 250H192V251H193ZM195 250H196V249H195ZM16 251H17V250H16ZM146 251H147V250H146ZM146 251H145V252H146ZM149 251H150V250H149ZM156 251H157V250H156ZM156 251H155V252H156ZM170 251H171V249H170ZM239 251H240V250L238 249V252H239ZM261 251H263V248L261 249ZM18 252H14L13 254L15 255V254L18 253ZM133 252H134V251H133ZM133 252H132V253H133ZM155 252H154V253H155ZM234 252H235V251H234ZM258 252H260V251H258ZM8 253H9V252H8ZM101 253H102V250H101ZM124 253H125V252H124ZM139 253H141V252H139ZM147 253H148V251H147L146 254H145L146 256L148 255ZM150 253H151V251H150ZM168 253H169V252H168ZM256 253H257V252H256ZM262 253H263V252H262ZM262 253H261V254H262ZM96 254H97V253H95L94 257L97 256ZM102 254H103V253H102ZM143 254H144V253H143ZM157 254H158V252H157ZM161 254H162V253H161ZM166 254H167V251H166ZM227 254H228V253H227ZM229 254H230V253H229ZM236 254H237V253H235V257H236ZM99 255H100V254H99ZM99 255H98V257H99ZM207 255H208V254H207ZM223 255H224V254H222V256H223ZM240 255H241V254H240ZM146 256H145V257H146ZM153 256H154V255H153ZM156 256H157V255H156ZM159 256H160V255H159ZM208 256H209V255H208ZM226 256H227V255H226ZM228 256H229V255H228ZM228 256H227V257H228ZM231 256H233V255H231ZM263 256H264V255H263ZM263 256H262V257H263ZM98 257H97V258H98ZM100 257H102V256H100ZM123 257H124V256H123ZM133 257L135 258V256H133ZM141 257H142V256H141ZM206 257H207V256H206ZM206 257H205V259H206ZM249 257H250V256H249ZM258 257L261 258V255H259ZM92 258H93V257H92ZM92 258H91V259H92ZM109 258H110V257H109ZM126 258H127V259H130V258H128V257H126ZM136 258H138V257L136 256ZM142 258H143V257H142ZM152 258H153V257H152ZM203 258H204V257H203ZM220 258H221V257H220ZM232 258H234V256H233ZM260 258H259V259H260ZM263 258H264V257H263ZM91 259H90V262H91ZM98 259H99V258H98ZM104 259H105V258H103V260H104ZM123 259H124V258H123ZM123 259H122V260H123ZM127 259H126V260H127ZM139 259H141V258L139 257ZM205 259H204V260H205ZM224 259H225V258H224ZM224 259H223V260H224ZM235 259H236V258H235ZM256 259H257V258H256ZM93 260H94V259H93ZM93 260H92V261H93ZM95 260H96V259H95ZM100 260H101V259H100ZM132 260H133V259H132ZM137 260H138V259H136L135 261H137ZM149 260H150V259H149ZM201 260H202V259H201ZM228 260H229V259H228ZM232 260H233V259H232ZM116 261H117V260H116ZM120 261H121V260H120ZM135 261H134L133 263H135ZM199 261H200V260H199ZM199 261L197 260L198 263H199ZM218 261H219V260H217L216 262H218ZM229 261H231V260H229ZM246 261H247V260H246ZM250 261H251V260H250ZM258 261H259V260H258ZM96 262H97V260H96ZM101 262H102V261H101ZM101 262H100V264H101ZM114 262H115V261H114ZM126 262L128 263L129 261H126ZM197 262H195V263H197ZM226 262H227V261H226ZM253 262L255 263V259H254ZM88 263H89V261H88ZM94 263H95V262H94ZM94 263H91V264H94ZM102 263H104V261H103ZM116 263H117V262H116ZM118 263H119V261H118ZM137 263H138V262H137ZM139 263H140V262H139ZM198 263H197V264H198ZM213 263H214V261H213ZM80 264H83V263H80ZM85 264H87V263L85 262ZM104 264H106V263H104ZM124 264H125V263H124ZM199 264H200V263H199ZM217 264H218V263H217ZM222 264H223V262H222ZM224 264H226V263H224ZM228 264H229V262H228Z\"/></svg>","mask_w":264,"mask_h":264}]
</instances>
